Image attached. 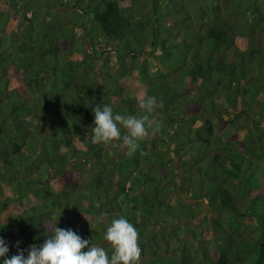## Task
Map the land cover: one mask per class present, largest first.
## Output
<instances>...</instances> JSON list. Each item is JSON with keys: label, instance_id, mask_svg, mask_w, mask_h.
<instances>
[{"label": "trees", "instance_id": "16d2710c", "mask_svg": "<svg viewBox=\"0 0 264 264\" xmlns=\"http://www.w3.org/2000/svg\"><path fill=\"white\" fill-rule=\"evenodd\" d=\"M2 3L0 237L9 256L17 241L42 243L60 213L57 227L109 252L105 228L125 216L148 255L137 264H264V0ZM85 43L111 47L117 73L94 53L76 59ZM129 77L139 95L120 84ZM147 96L156 106L135 152L90 142L97 104L140 116ZM65 171L75 181L55 188ZM202 214L200 228L180 225Z\"/></svg>", "mask_w": 264, "mask_h": 264}, {"label": "clouds", "instance_id": "9594fccd", "mask_svg": "<svg viewBox=\"0 0 264 264\" xmlns=\"http://www.w3.org/2000/svg\"><path fill=\"white\" fill-rule=\"evenodd\" d=\"M155 106V97L141 99L139 107L145 114L136 116L114 112L109 104H97L92 109L90 142L108 144L118 140L121 149L135 152L139 142L149 135L146 114L151 113ZM59 215L55 217L56 224ZM56 224L39 245L33 243L26 249H20L17 241V251L11 256L8 255V242L0 237V264H137L141 254L138 232L123 215L112 219L103 233L110 252L83 238L77 231L60 228Z\"/></svg>", "mask_w": 264, "mask_h": 264}, {"label": "rangeland", "instance_id": "374dc122", "mask_svg": "<svg viewBox=\"0 0 264 264\" xmlns=\"http://www.w3.org/2000/svg\"><path fill=\"white\" fill-rule=\"evenodd\" d=\"M6 4V3H5ZM0 4L1 5V8L2 9H8L9 6L8 4ZM12 23L15 24L16 23V18L14 17L12 19ZM82 41V40H81ZM91 53H94L96 54V56H98V60H99V63H105L109 66V72L111 73H114L116 72L117 73V70H118V64H117V61H116V58H115V55L112 51V48L111 47H102V46H98V45H95V47L91 46L89 43H85L84 45H80V47L76 50L75 54H74V57L78 60H82L84 57H88L91 55ZM143 58V56L140 58V60ZM120 81V80H119ZM120 84L123 85L125 87V92L132 96V95H139L142 91V88L141 86L135 82V81H132L131 77H129L128 79H121L120 81ZM20 83L18 80H14L12 82V85H11V88H17V89H20ZM193 112H196L195 109L192 110ZM237 114L239 116H245L243 114L242 111H240L239 109H237ZM183 133V132H181ZM244 134L243 133H238L234 136H232V140H241L243 138ZM111 146L112 148H114L115 150H117L116 152H119V153H123L126 149H121L120 147V144H115L114 143H111ZM195 148H197L196 150L200 149V147L197 145ZM228 158L224 156V158L222 159L223 162H225ZM209 165V164H208ZM209 167H211V165H209ZM177 169H179V165H177ZM211 170V169H210ZM76 179V174L74 172H71V171H65L62 175H60L59 179H57V181H55V188H58L60 185H62L63 183H69V182H73L75 181ZM264 184V182H263ZM236 206L239 207V206H242L241 205V201L240 200H236ZM236 213H233V216H235ZM232 216V214L229 216L230 218V221L233 223V225L237 226V220ZM236 217V216H235ZM243 221H251L250 220V217L247 216V217H244L243 218ZM212 222V221H211ZM210 222V223H211ZM205 223V221L203 220V214L199 217V220L198 222H195V221H190V220H187V221H183L180 223V225L182 227H187V228H192V229H196V228H200L201 226H203ZM80 224H83L84 226L86 225V221L83 220ZM175 224V223H174ZM209 230H205L204 231V235H203V238H206L207 234H208ZM147 252L144 251L142 254H140V257L138 259V263H141L146 257H147ZM212 256L214 259H216L218 257V254L216 253V251H213L212 252ZM165 257H169V255L165 256Z\"/></svg>", "mask_w": 264, "mask_h": 264}]
</instances>
